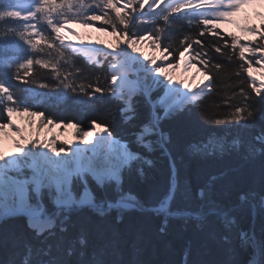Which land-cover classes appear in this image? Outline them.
Here are the masks:
<instances>
[{"label": "snow or ice", "instance_id": "6c2138e0", "mask_svg": "<svg viewBox=\"0 0 264 264\" xmlns=\"http://www.w3.org/2000/svg\"><path fill=\"white\" fill-rule=\"evenodd\" d=\"M255 6L264 8V0H25L0 9V22L8 21L0 31V38L18 37L33 53L22 60L5 61L9 69H15L13 78L23 84L38 83L33 72L50 69L59 81L57 87L62 86L73 93L79 91L85 97L108 92L122 100L124 107L121 113L125 122L132 121L136 116L133 97L137 93L144 95L152 109L151 118L141 126L136 134L137 140L151 151L154 142L149 137L156 136L159 139L155 143L165 155H169L166 148L168 137L160 132L159 122L184 110L186 104L199 107L206 95L210 96L217 91V82L213 77L224 73L226 67L236 66L232 73L235 79L231 87L239 90L232 91L226 97L224 102L230 104V110L224 120L216 122H247L260 111L257 103L264 105V12L257 13V18L261 20L259 25L247 19H237L242 10ZM156 9H160L159 12ZM44 23L54 35L50 36L42 30ZM97 23L101 26L97 27ZM73 24L111 36L113 42L106 44L98 40L84 44L80 33L70 27ZM185 24L189 30L195 29L198 36H194L191 31H183ZM144 25L150 27L145 28ZM225 25H234L239 34L226 31ZM173 30L183 36L182 39L177 36L175 47L166 42L171 39ZM65 31L81 40V43H66L68 37L64 35ZM206 36L212 39L198 38ZM75 53H83L96 66L107 61L111 84L101 87L99 77L95 83H77L84 77L82 69L73 65L70 71L66 70V66L72 64L70 54ZM174 54L177 58L173 61L170 58ZM216 54L227 65L218 60ZM193 60L198 61L202 68L192 63ZM35 66H39V69ZM181 67L185 71L195 68L207 83L202 81L203 86L199 91L189 95V84L182 79L177 82L171 74ZM257 72L259 78L255 75ZM78 73L81 76H77ZM132 73L136 75L134 80L129 79ZM242 73L247 74L246 79ZM180 85H183L184 90ZM40 87L48 88L50 85L41 84ZM158 87L164 89V95L153 100L152 91ZM29 91L33 96L36 95L31 89ZM0 106H3V114L6 116V122L0 120V141L11 137L16 150L8 152L0 146V208L5 209L9 215H26L29 227L38 235L54 227L55 217L46 216L43 209L30 203L31 197L39 195L42 189H54L55 203L60 211L66 213L85 205L101 216L117 207L124 210L139 208L135 198H127L131 194H123L115 203L107 204L97 203L88 195L87 189L79 199L73 194L74 178L83 179L84 174L90 173L101 184L115 181L119 179L120 166L135 158L124 144L112 137L110 128L104 123L93 120L85 130L77 123L54 121L45 117L43 111L32 110L34 105L17 97L4 82H0ZM158 109H163L162 115ZM14 116L26 117L27 128L35 129V132L26 135L25 129L13 119ZM69 128L74 130L76 143L68 139L60 140L56 134L41 139V132L45 130L52 133L53 129ZM94 137H98L95 142ZM257 139L261 147L256 151L264 152V134ZM233 144L238 145L239 142L233 141ZM191 147L200 151L209 145L205 143ZM104 148L110 154L109 162L108 166L100 167L96 164L95 156ZM217 149L223 152V144L213 145L209 154ZM170 166L175 170L174 162L170 161ZM215 179L213 176L210 181ZM197 196L203 199L204 190L199 189ZM174 197V189H170L169 196L157 207L169 205L168 215L201 218L198 211L191 209L172 212L170 200ZM245 199L246 196L241 194L240 200ZM209 212L218 214L226 227L234 222L229 219L227 211L216 206L210 207ZM60 230L67 231V228L62 227ZM79 243L83 245L86 241L81 237ZM71 254L72 250L69 249Z\"/></svg>", "mask_w": 264, "mask_h": 264}, {"label": "trees", "instance_id": "16d2710c", "mask_svg": "<svg viewBox=\"0 0 264 264\" xmlns=\"http://www.w3.org/2000/svg\"><path fill=\"white\" fill-rule=\"evenodd\" d=\"M8 4L10 0H0V9ZM7 23L0 22V31ZM100 26L97 23V27ZM42 30L54 35L46 23ZM183 31L198 36L195 29L189 30L186 24ZM177 36L183 38L173 30L171 39L166 42L175 47ZM198 38L212 39L210 36ZM31 55L28 46L18 37L0 38V82L10 86L17 97L34 105L32 110L43 111L45 117L54 121L77 123L86 129L88 123L95 120L109 127L112 137L136 153L138 159L122 169L117 186L108 182L99 188L89 179H85V184L97 203H115L123 194H131L139 208H113L101 216L90 207L81 206L66 213L56 209L50 197L41 191L39 205L46 216L55 217L54 227L38 235L22 216L0 220V264H25L26 261L27 264H249L252 258L254 264H264V204L261 202L264 199V152L256 151L261 147L257 137L264 134V105L257 103L260 111L247 122H216L224 120L230 110V104L224 102L226 97L239 90L231 87L235 65L213 77L217 91L206 95L199 107L188 104L184 110L159 122L160 132L167 134L169 141L166 144L169 155H165L155 143L156 136L149 137L154 142L151 151L134 140V133L151 118L141 94L133 97L135 119L125 122L120 111L122 103L111 93L85 97L79 91L73 93L57 87L59 81L50 69L35 66L39 69L33 72L38 80L36 84L26 85L15 80V69H9L5 61L22 60ZM70 56L72 64L67 65L66 70L70 71L74 65L87 77H81L77 83H95L99 77L101 87L109 86L110 75L105 63L96 66L78 54ZM176 57L174 54L170 59L174 61ZM216 58L227 65L219 54ZM192 63L202 68L198 61ZM242 76L247 78L245 73ZM41 84L50 87L42 88ZM0 120L6 122L3 106H0ZM233 141L239 144L234 145ZM205 143L209 147L200 151L191 147ZM218 144H223L224 151L217 149L209 154L212 146ZM139 158L151 163L145 165ZM170 161L174 162L175 170ZM213 176L216 179L210 181ZM80 188L81 184L73 181L74 195ZM170 189L175 192L174 199L170 200L172 212L191 209L198 211L201 218L168 215L169 205L155 211L147 209L161 203ZM199 189L204 190L203 199L197 196ZM241 194L246 196L243 201ZM34 202L33 195L30 203ZM213 206L227 211L234 222L226 227L218 214L209 212ZM62 227L67 231L62 232ZM81 237L86 241L83 245L79 243Z\"/></svg>", "mask_w": 264, "mask_h": 264}, {"label": "bare ground", "instance_id": "6f19581e", "mask_svg": "<svg viewBox=\"0 0 264 264\" xmlns=\"http://www.w3.org/2000/svg\"><path fill=\"white\" fill-rule=\"evenodd\" d=\"M70 27H72L76 32L80 33V37L81 40L84 42L85 40L83 38H87L84 42V44H88V43H95L98 40H106L108 38V36L104 35L103 33H98L95 32L93 29H86L81 27L79 24H73L70 25ZM64 35H66L68 37L67 42H71L73 44H77L79 45L81 43V40H77V38L75 36H72L70 33H68L67 31H65ZM106 43V42H105ZM107 50V49H106ZM187 55H186V59H187ZM174 77L175 80L178 82L179 80H184L185 83L189 84L190 88L187 90L189 91V95H191V93L193 92H198L199 88L203 86L202 81L204 83H207V81H204V77L196 71L195 68L190 69L188 71H185L183 67H181L180 69L175 70L174 72L171 73ZM180 88L182 90L183 89V85H180ZM14 120L16 121L17 124H19L22 128L25 129V134L28 135L30 133H34L35 129H28L27 128V118L26 117H22V116H14L13 117ZM72 130V129H71ZM71 130L70 131H66V133L64 134V139H68V140H73L74 143H76L77 141H75L72 136H71ZM136 134L134 133V140L137 142L138 145L142 146V144L139 143V141L136 138ZM52 135L49 132L43 131L41 132V139H45L48 136ZM96 139H98V137H94L93 141L95 142ZM0 146H2L3 148H5L8 152H14V148L12 147V145L10 144L8 139H4L3 141H0ZM143 147V146H142ZM91 155V154H90ZM109 157L110 154L108 153L107 149H100L98 151V153L95 156V161L96 164L100 167H106L108 166V162H109ZM125 164V163H124ZM122 164L120 166L121 167L124 165ZM120 171V170H119ZM94 181H96L97 183L100 184V182H98V180L91 175L90 173H87ZM85 190H82L78 196V199L81 198L84 194ZM88 195L90 196V194L88 193ZM91 197V196H90ZM29 222V220H26ZM27 225V222H25ZM33 230V229H32Z\"/></svg>", "mask_w": 264, "mask_h": 264}, {"label": "rangeland", "instance_id": "374dc122", "mask_svg": "<svg viewBox=\"0 0 264 264\" xmlns=\"http://www.w3.org/2000/svg\"><path fill=\"white\" fill-rule=\"evenodd\" d=\"M18 2L19 3H22V1L21 0H18ZM261 12H264V8H262V7H258V6H255V7H249V8H246V9H244V10H242V12L239 14V16L237 17V19H239V20H241V21H244V20H248V21H250L251 23H255V24H257V25H259L260 23H261V20L260 19H258L257 18V13H261ZM224 29L226 30V31H233V32H237V30H236V28H235V26L234 25H225L224 26ZM237 34H239L238 32H237ZM85 41H87L86 39L87 38H83ZM101 40V39H100ZM103 40V39H102ZM84 41V42H85ZM103 41H105L106 42V44L107 43H112L113 42V39H112V37L111 36H108V38L106 39V40H103ZM96 46H98V47H102V45H96ZM82 55H83V53H81ZM85 55H83V57H84ZM85 58L86 59H88V57H86L85 56ZM98 59H99V57H98ZM89 60V59H88ZM106 65H107V69H108V63H107V61H105L104 62ZM145 63H147V62H145ZM149 66H151V65H149ZM177 70V69H176ZM110 73V72H109ZM246 74V73H245ZM111 75V74H110ZM255 75L259 78V73L257 72V73H255ZM246 76H247V74H246ZM129 79H136V75H135V73H132V74H130L129 75ZM110 84H111V79H110ZM142 95V94H141ZM164 95V89L162 88V87H158V88H155L153 91H152V99L153 100H155V99H157L158 97H160V96H163ZM111 96H113V95H111ZM143 97H144V99L146 100V98H145V96L144 95H142ZM121 101V103H122V108L124 107V103H123V101L122 100H120ZM147 102V101H146ZM147 105H148V107H149V110H150V116H151V111H152V109H151V106L147 103ZM121 111V110H120ZM158 111V113L159 114H163V109H158L157 110ZM14 119V118H13ZM91 125V124H90ZM90 126H88V128H89ZM88 128H86L85 130H87ZM71 129L69 128V129H67V130H62V129H53L52 130V133L51 134H56V135H58L59 136V139L60 140H64V134L66 133V131H70ZM46 131V130H45ZM47 132V131H46ZM74 130L72 129L71 130V136H72V138L74 139ZM136 138H137V135H136ZM158 138V137H157ZM6 139H8L9 140V142H10V144L12 145V147L14 148V146H13V144H12V139H11V137H8V138H6ZM159 139V138H158ZM140 143V142H139ZM140 144H142V143H140ZM143 146V145H142ZM144 147V146H143ZM145 148V147H144ZM16 150H15V148H14V152H15ZM129 151V150H128ZM129 153H131L135 158H133V159H130V160H128L124 165H123V167H121V169H120V171H119V176H120V173H121V171H122V169H124L125 167H127V165L131 162V161H136L137 159H138V155L136 154V153H133V152H131V151H129ZM139 161L140 162H143L145 165L146 164H148L147 163V160L146 159H144V158H139ZM27 174V173H26ZM85 179H89L90 181H92V183L94 184V185H96L97 187H99L98 186V184L99 183H97L96 181H94L87 173L86 174H84V176H83V179H80V178H74V182H79L80 184H81V188H80V190H79V192L76 194V195H74L76 198H78V196H79V194H80V192L82 191V190H86L87 189V191H88V193L90 194V196L92 197V195H91V193H90V191H89V189L87 188V186H86V184H85ZM119 180H120V177H119ZM117 180H115V181H106V182H104V184H106V183H108V182H111V183H113L115 186H117L118 184H116L115 182H116ZM119 183H120V181H119ZM75 186H77V183H75ZM102 187V186H101ZM41 191H43L44 192V194L46 195V196H49L50 197V199H51V204L56 208V209H58V207H57V205H56V203H55V196H56V194H55V191H54V189H42ZM38 196L39 195H35L34 194V200H35V202L34 203H31L33 206H36V207H39V208H41V206L39 205V202H38ZM127 198H129V199H132L133 197L132 196H130V197H127ZM120 199V198H119ZM119 199H117V201L119 200ZM261 202H262V204H264V199H262L261 200ZM19 214H22V213H19ZM16 215H18V214H15V215H9L8 213H7V211L5 210V209H2V208H0V219L1 218H6V217H12V216H16ZM242 240L244 241L245 239H244V237L242 238ZM249 264H254V262H253V259L251 260V262L249 263Z\"/></svg>", "mask_w": 264, "mask_h": 264}, {"label": "water", "instance_id": "95a60500", "mask_svg": "<svg viewBox=\"0 0 264 264\" xmlns=\"http://www.w3.org/2000/svg\"><path fill=\"white\" fill-rule=\"evenodd\" d=\"M123 167V166H122ZM119 179L115 182L116 184H118L119 183ZM113 182V181H112ZM100 185H102V184H100ZM100 185H98V186H100ZM156 208H159V207H155V208H149V210H155Z\"/></svg>", "mask_w": 264, "mask_h": 264}]
</instances>
